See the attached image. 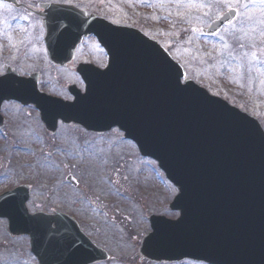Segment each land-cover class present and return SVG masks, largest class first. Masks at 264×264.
<instances>
[{
	"label": "water",
	"instance_id": "water-1",
	"mask_svg": "<svg viewBox=\"0 0 264 264\" xmlns=\"http://www.w3.org/2000/svg\"><path fill=\"white\" fill-rule=\"evenodd\" d=\"M233 14L214 23L205 34L216 33ZM90 21H83L86 32L98 36L89 29ZM108 25L109 38L101 42L114 62L133 78L134 91L119 100L117 89L114 93L103 90L111 95L109 105L103 107L98 105L100 99L90 94L86 100L90 108L100 111H95V117H107L120 125L129 138L138 141L145 156L159 161L180 191L171 205L172 210L180 211V218H152V233L143 240L140 253L158 263L190 259L207 264H264V132L260 125L193 82L182 85L184 70L141 33ZM50 56L55 63L64 61L53 58L52 52ZM91 68L82 66L79 71L93 77L101 75L103 82L113 81L114 67L97 74L90 72ZM30 83L36 90L35 82ZM12 96L5 100L14 99ZM46 99L51 102L38 101L43 104L38 105L34 92L23 85L16 100L35 103L40 109H59L64 116L72 107ZM53 111H42V115L47 117ZM16 193L0 199V218L9 219L12 235L31 237L32 252L41 264L55 259V253L57 261L79 260L80 264L108 259L79 231L76 236L54 231L45 225L47 216L29 217L24 209H7L4 203L15 204Z\"/></svg>",
	"mask_w": 264,
	"mask_h": 264
},
{
	"label": "rangeland",
	"instance_id": "rangeland-1",
	"mask_svg": "<svg viewBox=\"0 0 264 264\" xmlns=\"http://www.w3.org/2000/svg\"><path fill=\"white\" fill-rule=\"evenodd\" d=\"M125 1L134 13L136 7H139L138 5H143L142 10L145 11V14L140 12L139 15H134L131 18L121 15L123 8L118 2L114 20L121 23H132L135 26L137 24L152 39L166 47L176 61L185 67L187 78L202 87L209 88L213 94L229 101L232 105L263 118L264 121V63L258 62L256 66L237 69L232 66L231 60L233 59L224 52L219 54L224 63L213 62L209 55V38H204L201 33L202 29L209 27L211 21L209 6H207L209 0H159L158 5L157 0H132L131 3ZM210 1L209 3L221 6L223 10L228 7H240L241 10L240 20L236 21L221 36L245 37V28H242V25L250 19L249 24L259 25V28L252 29V32L257 35L254 44L257 47L264 46V38H262L264 21L258 17L259 13L256 11L252 12L250 17L247 14L252 9H258L263 10L264 15V1H260L255 6H250V3L239 5L243 0ZM195 3L203 8L195 11L194 8H200L194 7ZM182 4L184 9L181 10ZM145 21L148 22V25L145 24ZM21 30L22 44L23 46L27 44L28 47L27 38L30 34H27V27L22 26ZM33 55L37 60L40 59L39 52L33 50ZM245 55L246 53L242 56L245 57ZM96 56H101L98 50H96ZM227 61L229 64L225 65ZM97 62L99 63V61ZM54 76L61 77L63 80H76L66 73L47 71V77ZM240 87L245 89L239 90ZM5 111L11 115L12 125H16L18 123L16 111H13L11 107L6 108ZM19 119H21L22 129L35 130L32 142L44 146L45 135L41 131H37L34 118L21 115ZM27 135L30 137L31 133L27 132ZM9 142L13 141L9 140ZM32 142H27V144L24 142V144L29 145ZM107 142V145L100 147L98 144L91 143L89 147L99 148L89 151V149L81 147L82 144L80 147L79 145L72 146L68 141H65L62 145L71 147L69 148L70 156H63L61 151L64 149L59 147L60 150H57L56 153L63 159L57 160V163L52 166L50 158L54 151L50 145L39 146L37 150L34 147L31 149L26 147V152H22L21 156L18 152L14 157H11L9 149L12 145L0 138V195L9 190L8 188L20 183H31L33 188L28 206H30L29 210L36 211L50 207L49 195L57 193L58 188L68 194L81 195L85 198V202L77 201V206L82 205L81 208L86 209L94 208L92 205H95L96 209H101L102 212L108 210L110 213L109 218L105 217L106 214L94 213L87 219H83L84 222L95 221L101 225L96 229L90 227L85 229L88 233L90 232L92 240L107 249L112 255L114 254V256L111 255L113 259L107 264H142L138 257L135 259L131 257L136 247L138 248L140 245V236L149 232L147 216L161 213L167 218L178 217L177 214L167 209L173 203L178 192L173 189L154 163L140 157L135 147L134 150L130 144L117 135H113ZM1 147L6 148L1 149ZM36 154H38L37 157L34 156ZM18 156H20V160ZM106 163H112V165L105 166ZM65 165L72 168V172L69 168L64 167ZM124 165L127 170L123 177L118 176L117 187L114 189V186L110 184V181H115L112 173L122 172ZM61 167L64 168L61 169ZM28 168L31 169V172L27 171ZM18 173L20 176L16 175ZM69 173L79 183L76 191L66 184V176ZM107 175L110 176L108 183H106ZM52 177H54L53 184L49 182V178ZM66 188H69V191ZM94 196L110 197V203L105 207L106 204H103L105 201L102 198L96 199ZM111 219L113 221L108 222ZM89 222L87 226L95 225V223ZM7 229V223L0 221V264H34L29 250V239H13L8 236Z\"/></svg>",
	"mask_w": 264,
	"mask_h": 264
},
{
	"label": "flooded vegetation",
	"instance_id": "flooded-vegetation-1",
	"mask_svg": "<svg viewBox=\"0 0 264 264\" xmlns=\"http://www.w3.org/2000/svg\"><path fill=\"white\" fill-rule=\"evenodd\" d=\"M17 2L16 6L14 4H8L5 1L0 0V76H4L6 74L14 75L18 74L20 76L28 77L33 73L38 72V62L37 59L33 55V50H37L38 48L43 49V41H39L41 37L40 34H36L33 31L36 29H32L33 25H37L39 23V18L35 12L41 11V5L46 3H55L60 5H72L76 8L87 11L93 14L101 13V2L97 1H86V0H14ZM22 26L27 27L28 35V46L33 48L30 52H28L27 44L26 46L22 44ZM41 31V30H40ZM226 43H230L233 46L243 47L239 42L226 41ZM85 46L82 45L81 48L77 50L75 63H81L80 60L81 52L84 50ZM28 68V69H26ZM22 69L25 71L23 72ZM75 83L78 89L82 90V84L78 80ZM58 85H52L43 82V76L41 77L40 85L44 89H56V91L63 92V89L68 93L69 83L67 82H57ZM40 86V88H41ZM44 91L43 89H41ZM65 93V92H64ZM69 95V93H68ZM61 97V96H58ZM62 98V97H61ZM67 101H72V98H65ZM113 131L105 132L102 134H95L92 132L84 131L83 129L76 127H67L63 124H59L57 133L53 137V141L65 142L68 139L70 132H82L85 134V138L91 140L94 144H98L99 146L107 145V141L113 136ZM69 143L77 144L79 143L77 140H69ZM67 169L69 168L72 172V168L65 165ZM67 190L69 188H66ZM75 190H78L76 188ZM50 208L47 209V212L52 214L54 212L62 213L66 216L72 217L75 219L82 231L84 233H89L86 231V227L96 228L98 225L90 224L87 226L88 222H84L83 219H87L94 213L106 214L107 218L110 217V213L108 210L96 209L95 205L92 207H88L86 209L81 207L70 208L69 199L64 192L63 189L58 188V192L55 194H50ZM108 206L107 204L105 207ZM88 210V211H87ZM92 223V222H89ZM97 232V230H95ZM147 264H153L147 262Z\"/></svg>",
	"mask_w": 264,
	"mask_h": 264
}]
</instances>
